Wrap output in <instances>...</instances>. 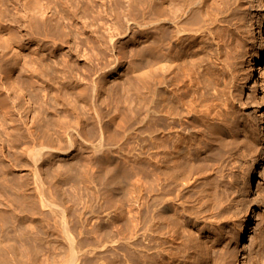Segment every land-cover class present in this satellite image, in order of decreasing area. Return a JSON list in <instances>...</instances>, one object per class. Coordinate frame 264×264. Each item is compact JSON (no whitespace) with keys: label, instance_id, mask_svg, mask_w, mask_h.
<instances>
[{"label":"rangeland","instance_id":"1","mask_svg":"<svg viewBox=\"0 0 264 264\" xmlns=\"http://www.w3.org/2000/svg\"><path fill=\"white\" fill-rule=\"evenodd\" d=\"M88 1L0 0V246L7 242L4 240L9 218L6 178H12L14 184L24 182L30 192L35 185L32 154L38 146L31 136L49 126L58 138L57 143H66L62 129L55 122L57 115L62 120L68 115L74 117V108L84 107V115L80 114L78 120L88 119L84 137L73 136L74 148L68 154L55 151L51 160L43 159L37 164L43 184L58 187L60 198L56 201L62 199L57 203L60 208L56 206L52 214L47 215L44 210L35 214L39 220L34 224L41 229L42 246L29 253L7 250L4 264H150L152 260L158 264H179L180 257L197 242L228 247L229 253L232 252L226 264H238L237 253L245 264H255L257 256L264 264V154L261 155L264 140L260 141L263 124L258 116L263 110L262 90L255 89V101L250 102L243 94L242 103L234 105L237 125L249 124L247 139L243 133L233 132L236 142L232 146L237 147L233 146L231 154L227 153L221 161L217 160V146L213 142L214 160L202 153L196 166L185 172L179 167L163 165L168 151L163 142L152 138L155 133L148 123L141 121L143 115L134 121L131 112L121 110L127 106L122 104L114 122L104 119L107 138L115 142L112 154L121 155L128 169L127 188L123 186L119 196L111 198L99 174L107 163L113 164L110 160L106 164L99 162L96 158L103 150L93 153L89 147L97 142L98 128L87 105L93 89L84 74L91 58L99 57L102 52L107 59L116 56L119 63L105 74L101 85L106 89L119 86L123 98L135 99L138 84L126 82L131 74L129 60L147 51L150 29L146 24L133 23L120 9H107L101 4L105 0H93L91 8H87ZM261 4L264 0H241L236 13L215 25L211 23L210 0L200 9L199 26H212L214 31L224 27V33L232 37V44H240L245 69L247 56L253 53L258 40L263 17ZM190 18L193 22L186 25V31L191 34L186 46V66L194 73L197 65L208 61L210 45L199 36L196 52L197 12ZM120 31H123L121 35ZM58 32L63 36L61 39L55 38ZM111 38L117 41L114 53L108 47ZM69 72L83 80L80 88L65 83L64 77ZM140 91L148 96L145 88L140 87ZM107 95L105 89L99 93L97 107L102 112L106 110ZM45 98L47 105H43ZM193 101L197 107V95ZM242 139L247 142L241 143ZM208 141L212 142L197 132V147L205 150ZM249 142L254 148H246ZM167 159L172 164L176 157L167 156ZM256 162L259 165L252 191L245 187L244 178ZM224 184L227 186L224 199H231L232 206L221 211L223 207L216 205L214 194L216 186ZM167 199L171 209L156 216ZM248 207L254 210L255 219L249 222L244 236L238 238L235 224L247 215ZM63 208L64 220L61 219ZM13 218L16 222L17 216ZM193 220L199 222L197 228L192 225ZM47 223L54 233L49 237ZM253 234L257 239L251 242ZM0 248L2 252L6 249Z\"/></svg>","mask_w":264,"mask_h":264},{"label":"bare ground","instance_id":"2","mask_svg":"<svg viewBox=\"0 0 264 264\" xmlns=\"http://www.w3.org/2000/svg\"><path fill=\"white\" fill-rule=\"evenodd\" d=\"M240 1L210 0L212 9L211 23H220L225 16L227 17V15L236 13ZM87 3V8L93 6V0H89ZM101 4H105L107 9L114 10L117 8L122 12H126L133 23L149 26V38L151 39L150 45L143 55L139 53L138 56H134L129 60L131 74L127 76L126 82H130L131 85L134 82L138 84L136 88L138 91L137 97L132 101L127 97H122L124 93L119 90V86L106 89L101 85L105 74L119 63L118 57L114 56L113 58L107 59L102 52L99 57L90 59L89 66L84 74V78L89 81L93 89L91 95L88 97L87 102L89 103L87 105L89 106V111L93 119H95L94 125H97L98 128L97 142L90 143L89 147L93 153L103 150L101 155L96 158L99 162L106 164L110 160L113 164L112 166L110 163H107L104 167L105 169L103 168L99 174L101 183L111 198L118 197L120 189L123 186L127 188L128 169H125L126 164H124L125 161L121 155L112 154V151H114L112 145L115 142H111L107 138V128L104 119L107 117L108 121L114 122L119 117V107L121 108L124 103L127 106L121 110L131 112L134 121L139 120L140 116L143 115L141 121L146 124L148 123L153 133H155L152 138H159L163 142L165 148L168 150L166 151L163 165H167L169 168L172 167V169L179 167L184 170L183 172L193 169L196 166L197 158L202 153L206 157H210L211 160H214V151L212 150L213 142L217 146V160L221 161V158L226 157L227 153L228 155L231 154L233 146H235H232L236 142L234 138L236 135L233 137V132L243 133L244 139H247L249 135V124L242 123V126L237 125L238 121L234 113V105L237 102L242 103L241 96L243 94L247 95V100L250 102L255 101L256 94H254V91L257 88H260L262 93H264V4H261L263 17L259 26L258 40L254 45L253 53L247 56L246 69L243 67L244 55L240 49V44H232L230 40L232 37L227 32L224 33V27H218V31L217 29L214 31L212 26L205 28L199 26L200 9L202 5L205 6L207 4V0H105ZM196 12L197 29L194 34L196 36V52L197 37L202 36L206 43L210 45V56H206L208 61H206L205 65H197L193 73L190 67L186 66L188 61V56H186L188 48L186 46L187 40L191 35L189 31H186L188 30L186 29V25L188 22H193L190 15ZM145 13L147 14L145 15ZM171 27L173 29H170ZM122 32L120 31L118 34L121 35ZM62 37L60 32H58L55 38L61 39ZM55 42L54 44H57ZM241 42L240 40L238 43ZM116 43V39L113 38L108 42V47L113 53L116 51ZM64 78H67L65 83L68 86L73 85L79 88L82 86L83 80L77 77L75 73L69 72ZM140 87L148 91L147 97L140 91ZM103 89L107 91L108 97L106 110L102 112L101 108L97 107V104L100 100L99 93ZM196 95L197 107L193 105V99H196ZM187 97H190V99L186 100L185 98ZM263 97V101L260 102L263 110L258 115L261 118L260 122L263 124L260 141L264 140ZM45 99L43 105L49 104L48 98ZM145 103H147L146 109H144ZM74 109V117L68 115L67 119L62 120L57 115L58 117L55 120L58 128H61L64 133L65 140H67L66 143L58 144V138L54 136L55 132L49 126H46L42 133L38 132L35 136H31L32 142L35 146H38L32 154L35 183L32 188L33 192L28 191L24 182L18 181V183L14 184L12 178H6L9 218L6 224V236L4 237V240L7 242L6 245L0 246L6 248L3 252L0 248V264L6 262L7 257L5 252L7 250H19L24 253H29L33 250L37 251L42 246L41 229L34 224L36 220H39L35 214L43 213V210L47 215L52 214L56 206L60 208L58 204L61 203L62 199L56 201L58 197L60 198L58 187L51 183L47 185L43 184L44 178H41L37 164L43 159L51 160L55 151L68 154L74 148V143H72L73 136L84 137V125L88 119L84 117L78 120L80 114L82 116L84 115V107H75ZM41 116L43 117L44 115L41 114ZM234 124L235 126L233 127ZM73 125L76 126L74 127ZM197 132H200L206 139L212 140V142L208 141L205 150L197 147ZM128 134L126 132L125 135L128 136ZM23 135L25 134L23 133ZM223 135L226 136L221 137ZM238 139L240 141L241 138ZM242 141L243 139L241 143L246 140ZM251 146L253 145L249 142L246 148H251ZM263 154L264 150L261 148V155ZM167 156L169 158L176 157V160L170 164L167 162ZM258 165L259 162H256L255 166L249 167L246 172L244 185L248 190L253 191L252 180L255 174H257ZM196 180L197 178L194 182ZM185 184L186 182L183 181L181 185L184 186ZM226 184L217 185L214 194L216 205L223 207H221V211L226 210L232 203L230 198V201L224 199V194L227 193ZM12 200L14 207L11 204ZM133 201L137 203L136 200ZM171 207L172 205L167 199L162 203L161 209H158L155 215L159 216V214L171 209ZM253 211L252 208L248 207L247 215L235 224L238 238L244 236L249 222L255 219V215L252 213ZM13 215L17 216L16 222ZM61 215V219L63 218L64 220V208L61 209ZM99 218L102 220L101 216ZM218 219L220 221V218ZM47 225L49 237L54 233L51 224L47 223ZM64 225V228L68 230V226L66 224ZM192 225L197 228L199 222L193 220ZM67 230H65V234ZM253 236L254 234L250 237L251 242L257 239L256 237L253 238ZM69 240H73V237L72 239L69 237ZM70 243L74 242L70 241ZM221 246L217 248L214 244L209 245L207 243L201 244L197 242L192 246L190 251L185 252L180 257L179 264H226L232 251L230 249L231 252L229 253L227 250L228 247ZM237 255L239 259L238 264H245L242 259L240 260V257H242L241 254L237 253ZM257 257L255 264H262ZM150 264L158 263L156 260H152Z\"/></svg>","mask_w":264,"mask_h":264}]
</instances>
